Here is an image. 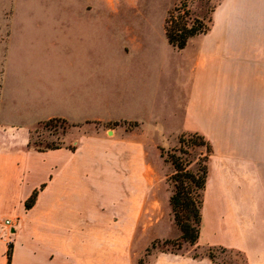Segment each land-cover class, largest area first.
Instances as JSON below:
<instances>
[{"label":"crops","instance_id":"1","mask_svg":"<svg viewBox=\"0 0 264 264\" xmlns=\"http://www.w3.org/2000/svg\"><path fill=\"white\" fill-rule=\"evenodd\" d=\"M51 38L42 57L16 56L10 43L3 61L0 264L7 263L9 245L10 264H218L209 247L235 251L244 264H264V138L242 136L243 128H264V82L250 68L237 72L246 64L237 62L235 42L211 31L177 49L176 137L196 131L213 144L214 178L207 174L196 243L140 263L141 191L150 189L140 176L153 173L163 157L147 153L156 140L137 115L110 114L151 97L168 95L170 102V61L140 57L135 35L130 47L119 44L110 55L84 24L59 28ZM54 117L72 124L77 137L65 135L54 149L29 146L31 129ZM124 175L132 180L126 194Z\"/></svg>","mask_w":264,"mask_h":264},{"label":"rangeland","instance_id":"2","mask_svg":"<svg viewBox=\"0 0 264 264\" xmlns=\"http://www.w3.org/2000/svg\"><path fill=\"white\" fill-rule=\"evenodd\" d=\"M182 1L186 2L192 16L201 19L209 28L204 34L212 31L221 39L235 42L237 62L246 64L237 72L250 68L253 72L258 71L261 81L264 82V0H0V86L3 61L10 43L14 55L37 59L44 55V43L53 41L51 37L55 30L84 24L96 39L94 42H102L106 45L108 53L115 55L116 46L124 43L126 47H130L131 37L135 35L143 44L140 57L149 54L155 58L166 57L170 61L166 72L172 78L171 101L167 100L168 95L165 98L151 97L138 107H129V110L118 109L114 103L115 113L110 116L137 115V120L143 122L142 128L149 131L156 140L147 143V153L150 156L158 155L162 149L164 153L171 151L177 155L180 144L176 133L179 129L182 95L173 81L181 55L167 42L164 19L169 11ZM128 28L133 32H129ZM134 57L136 61L137 51L134 52ZM260 98L264 102V89ZM238 104L240 103L237 102V107H241ZM243 131L242 136L245 135L246 138L255 134L264 138V128L246 127ZM69 134L72 139L78 134L76 128L69 123L46 125L40 122L31 129V146L57 144ZM245 144L250 145L248 141ZM211 145L213 149V144ZM263 146L262 140V148ZM204 151V147H189V154L182 155V158L189 159V168L196 171L204 163ZM214 153L213 149L207 160L210 178H214V168L211 164ZM158 160L159 158L155 161L157 163L153 173L140 176L141 182H148L150 185V189L141 191L143 204L140 208L139 241L143 254L140 263L155 252L183 251L190 248L179 239L180 230L174 221L169 203V196L174 189L170 179L173 166L163 159ZM123 182L126 194L129 192L126 184H130L132 180L124 175ZM204 193L205 187L203 197ZM213 193L208 190V199H211ZM206 204L208 205L209 201H206ZM178 242L181 243L180 247ZM205 251L208 252V248ZM190 253L199 254L196 250H191ZM212 255L218 264H244L242 255L235 251L213 247Z\"/></svg>","mask_w":264,"mask_h":264},{"label":"trees","instance_id":"3","mask_svg":"<svg viewBox=\"0 0 264 264\" xmlns=\"http://www.w3.org/2000/svg\"><path fill=\"white\" fill-rule=\"evenodd\" d=\"M209 30L202 20L192 16L185 1H182L178 6L169 11L168 15L164 19V31L165 36L170 45L180 50L183 49L189 39L195 35L204 34ZM44 122L46 125L55 123L67 124L68 122L63 118H50ZM40 123V122H39ZM116 124L115 122L113 125ZM72 125V124H70ZM73 126V125H72ZM180 148L179 154L167 151L163 152L161 149V156L167 162H170L173 166V173L170 175V179L173 181L174 189L169 196V203L173 211V217L176 225L180 230L179 239L187 244L194 245L199 236L200 222H201V209L203 205V190L207 179V160L212 154L213 149L210 141L199 132L185 131L178 137ZM28 145L31 146L29 139ZM62 145V142L57 144H46L45 146H35L37 150H47L58 148ZM33 147V146H31ZM189 147H204L203 165L196 171L191 170L190 160L182 158V155H188ZM37 190L33 191L29 198L25 201V209H29L33 206ZM177 245L180 247L181 243ZM224 250L221 247H218ZM11 245L7 250V263L10 264L11 258ZM207 254L210 258H214L212 255V247L208 248Z\"/></svg>","mask_w":264,"mask_h":264}]
</instances>
